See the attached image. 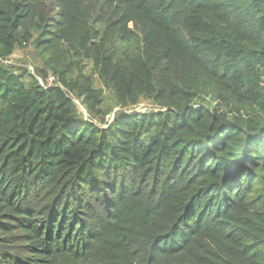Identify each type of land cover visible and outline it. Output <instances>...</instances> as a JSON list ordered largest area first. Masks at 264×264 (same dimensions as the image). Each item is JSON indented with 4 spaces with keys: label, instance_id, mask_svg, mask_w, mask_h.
Listing matches in <instances>:
<instances>
[{
    "label": "trees",
    "instance_id": "trees-1",
    "mask_svg": "<svg viewBox=\"0 0 264 264\" xmlns=\"http://www.w3.org/2000/svg\"><path fill=\"white\" fill-rule=\"evenodd\" d=\"M18 50L0 264H264V0H0Z\"/></svg>",
    "mask_w": 264,
    "mask_h": 264
},
{
    "label": "rangeland",
    "instance_id": "rangeland-1",
    "mask_svg": "<svg viewBox=\"0 0 264 264\" xmlns=\"http://www.w3.org/2000/svg\"><path fill=\"white\" fill-rule=\"evenodd\" d=\"M11 61H12V64L15 65L16 67L25 66V65L26 66L31 65L32 67H35L33 57H32V51L18 50L13 55V58ZM99 86L104 88V86L101 84ZM107 93H108V91H107ZM117 109L118 108H115L114 110H117ZM148 109H150V108L142 105V106L136 108V111H147ZM111 118H112V114L110 113L109 116H107V119H111Z\"/></svg>",
    "mask_w": 264,
    "mask_h": 264
},
{
    "label": "built area",
    "instance_id": "built-area-1",
    "mask_svg": "<svg viewBox=\"0 0 264 264\" xmlns=\"http://www.w3.org/2000/svg\"><path fill=\"white\" fill-rule=\"evenodd\" d=\"M0 60L3 61V62H6V63H11V64H12V61H11L12 59H2V58H0ZM28 68H29L31 74L34 75V76L39 80L40 84L46 87V85H45L43 79H42L41 77H39L38 75L35 74L34 67H32L31 65H29ZM51 80H52V81H51ZM54 83H55V79H54V77L51 76V77L49 78V80H48V84H49V85H52V84H54ZM111 119H112V118H111Z\"/></svg>",
    "mask_w": 264,
    "mask_h": 264
}]
</instances>
